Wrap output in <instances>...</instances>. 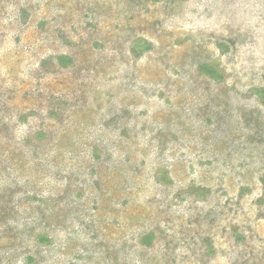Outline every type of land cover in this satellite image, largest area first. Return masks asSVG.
Returning <instances> with one entry per match:
<instances>
[{"label":"rangeland","instance_id":"374dc122","mask_svg":"<svg viewBox=\"0 0 264 264\" xmlns=\"http://www.w3.org/2000/svg\"><path fill=\"white\" fill-rule=\"evenodd\" d=\"M0 264H264V0H0Z\"/></svg>","mask_w":264,"mask_h":264}]
</instances>
